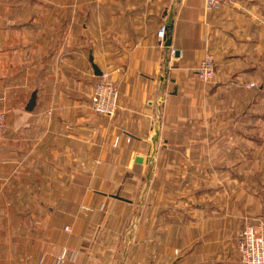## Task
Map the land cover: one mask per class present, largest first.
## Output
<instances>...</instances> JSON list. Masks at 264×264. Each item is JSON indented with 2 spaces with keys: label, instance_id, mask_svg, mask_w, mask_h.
Listing matches in <instances>:
<instances>
[{
  "label": "crops",
  "instance_id": "obj_1",
  "mask_svg": "<svg viewBox=\"0 0 264 264\" xmlns=\"http://www.w3.org/2000/svg\"><path fill=\"white\" fill-rule=\"evenodd\" d=\"M208 50L213 84L196 73ZM91 53L119 89L110 120L91 106ZM259 62L264 0H0V264H56L65 248L62 264H242L245 223H264V139L235 206L221 184L236 145L206 135L222 89Z\"/></svg>",
  "mask_w": 264,
  "mask_h": 264
},
{
  "label": "rangeland",
  "instance_id": "obj_2",
  "mask_svg": "<svg viewBox=\"0 0 264 264\" xmlns=\"http://www.w3.org/2000/svg\"><path fill=\"white\" fill-rule=\"evenodd\" d=\"M262 57L263 56L259 57L258 61H261ZM262 63L259 62L257 68L254 70L249 69V72L247 73L240 72V78H242L240 81L243 82L244 86H239L237 93L233 92L232 89L229 91V88L228 90L222 89L224 97L227 99L224 102V100H222L224 97H222L220 98V103H217L220 110L218 109L219 114L216 116L215 120L217 121V126H215V128L220 130V133L218 135H206V138L208 137L210 142L215 139L216 141H220L223 144L230 143L231 146L236 145L237 148L236 156H233L232 154V160H236L235 162L237 164L232 167V180H224L221 184V191L223 192V204H226V201H232V204L235 206H242L244 205L246 199L249 200L250 147L253 146V148H255V157H260L262 154V146L260 142L262 138L264 139V134L261 131L264 130V104L260 94L261 85L264 83V64ZM108 72L111 76V72ZM197 77L200 79L198 73ZM98 80L95 81V85ZM214 80L215 78L212 81L206 83L213 84ZM229 99H231V101ZM219 104H221V106ZM250 112H255L258 114V116L253 118V116L249 114ZM95 113L108 120L113 119L117 114L116 113L115 116L109 117L101 115L97 112ZM117 136L120 137V141L115 145L114 140ZM117 136H114L113 138V146H118L121 142V135L117 134ZM225 169L227 168H223V171ZM127 194L131 196L132 192L129 191ZM232 204L230 203V205ZM86 208L89 207L87 206ZM247 223H249V221H247L245 224Z\"/></svg>",
  "mask_w": 264,
  "mask_h": 264
},
{
  "label": "built area",
  "instance_id": "obj_3",
  "mask_svg": "<svg viewBox=\"0 0 264 264\" xmlns=\"http://www.w3.org/2000/svg\"><path fill=\"white\" fill-rule=\"evenodd\" d=\"M234 0H205L206 9H214ZM168 33V25L162 23L157 31L159 42L164 45ZM175 48H171L174 53ZM197 73L201 80L210 82L216 75V56L208 50L197 67ZM95 112L105 116H115L119 108V89L111 79L110 73L106 70L99 75L91 100ZM7 130V119L5 112L0 111V141L4 138ZM120 141L117 136L115 145ZM239 254L242 264H264V223H247L241 231L239 238ZM76 252L65 248L59 255L56 264H62L68 257L75 258Z\"/></svg>",
  "mask_w": 264,
  "mask_h": 264
},
{
  "label": "water",
  "instance_id": "obj_4",
  "mask_svg": "<svg viewBox=\"0 0 264 264\" xmlns=\"http://www.w3.org/2000/svg\"><path fill=\"white\" fill-rule=\"evenodd\" d=\"M172 44V39H171V36L169 34V31L167 33V38H166V45L170 46ZM179 53V52H177ZM90 59L92 60V63H93V67H94V70H95V73L97 75H100L102 73V70L101 68L98 66V64L96 62H94V58H93V54L91 53L90 55ZM36 97H37V93L36 92H33L32 96H31V99L28 103V108L29 109H33V107L35 106L36 104ZM137 160L141 161L142 160V157L139 156L137 158Z\"/></svg>",
  "mask_w": 264,
  "mask_h": 264
}]
</instances>
